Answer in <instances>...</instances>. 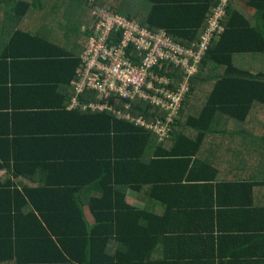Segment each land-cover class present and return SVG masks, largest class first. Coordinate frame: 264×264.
<instances>
[{"label": "trees", "instance_id": "obj_1", "mask_svg": "<svg viewBox=\"0 0 264 264\" xmlns=\"http://www.w3.org/2000/svg\"><path fill=\"white\" fill-rule=\"evenodd\" d=\"M234 1L171 120L151 97L110 98L114 109L168 122L167 135L112 108L89 109L75 111L90 123L75 140L43 148L9 133L4 99L18 71L76 77L95 7L197 47L223 0H0V264H264V71L234 63L235 54L264 52V0H241L256 23ZM127 52L137 62L143 53L134 44ZM152 70L173 89L186 78L169 60ZM80 95L87 102L97 92ZM79 165L91 175L78 177ZM133 190L144 208L128 202ZM185 242L197 251L179 254Z\"/></svg>", "mask_w": 264, "mask_h": 264}, {"label": "built area", "instance_id": "obj_2", "mask_svg": "<svg viewBox=\"0 0 264 264\" xmlns=\"http://www.w3.org/2000/svg\"><path fill=\"white\" fill-rule=\"evenodd\" d=\"M226 4L227 0H223L216 7L197 47H186L175 42L164 29L152 30L138 20L115 13L108 7H95V23L91 27L87 47L81 54L82 62L73 79L77 91L73 97V106L92 110L112 108L121 116L155 127L162 135H167L168 122L160 120L158 123H149L143 116L137 118L123 109H114L110 98H123L129 103L137 95L151 97L169 111L171 120L190 91V75L199 69L211 40L225 29L221 19ZM131 44L142 49L139 62L127 52ZM167 60L186 69V78L177 89L170 87L169 76L152 70L153 66ZM87 90L96 91L97 97L87 102L80 101L78 95Z\"/></svg>", "mask_w": 264, "mask_h": 264}, {"label": "crops", "instance_id": "obj_3", "mask_svg": "<svg viewBox=\"0 0 264 264\" xmlns=\"http://www.w3.org/2000/svg\"><path fill=\"white\" fill-rule=\"evenodd\" d=\"M234 5L245 13L253 23L257 22L254 16L255 8L249 7L248 5L245 6L241 0H235ZM82 29H86L85 25H83ZM71 44L72 42L70 41L68 46ZM234 63L240 68L247 69L253 73L264 71V52L235 54ZM53 76L56 77L57 74L54 72L52 74L41 75L40 71H34L33 69L18 71L17 74H15L16 81L14 85H16V87L12 88L7 99H4V103H7L6 105L8 107L5 109L9 112L6 117L9 121V133H11V135L29 137L31 140L29 142H36L37 146L43 148L52 147L56 141L62 143L60 145V148H62L65 141L75 140L73 133L77 131L76 129L85 128L90 125L87 120L81 125L79 119L80 115H74L76 113L75 111L88 112L89 110L83 109L80 106H73V97L77 95L76 88L73 84L74 77L68 83L64 82V80L61 82L49 81L48 77L51 78ZM80 97L81 95L79 94V100L81 99ZM64 110L65 113L61 112ZM82 140V136L76 139V141ZM66 156H68V153H66ZM60 164L62 163H59L57 167ZM54 169L52 170L54 171ZM64 169L65 167L55 170L58 173L54 175L61 174V171H64ZM90 170L88 165H79L76 175L84 179L88 176ZM3 173L4 169H1L0 175ZM127 200L129 203L139 208H144L145 204L134 190L128 193ZM84 211L86 212L87 220L91 224L94 223L95 217L89 206L86 205ZM183 234L187 235L186 233ZM193 247L195 251H197V246L195 244L185 242L183 244L181 243L179 247L176 245V250L180 254L181 249L185 248L190 251Z\"/></svg>", "mask_w": 264, "mask_h": 264}, {"label": "rangeland", "instance_id": "obj_4", "mask_svg": "<svg viewBox=\"0 0 264 264\" xmlns=\"http://www.w3.org/2000/svg\"><path fill=\"white\" fill-rule=\"evenodd\" d=\"M106 5H108V4H106ZM144 5H145V7H151V4L148 1H145Z\"/></svg>", "mask_w": 264, "mask_h": 264}]
</instances>
